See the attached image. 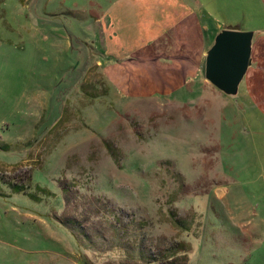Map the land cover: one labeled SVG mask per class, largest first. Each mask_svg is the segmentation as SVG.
<instances>
[{
	"label": "rangeland",
	"instance_id": "1",
	"mask_svg": "<svg viewBox=\"0 0 264 264\" xmlns=\"http://www.w3.org/2000/svg\"><path fill=\"white\" fill-rule=\"evenodd\" d=\"M170 1L115 37L95 22L119 0H0V264H264V119L241 82L224 92L205 64L130 96L94 61L167 33Z\"/></svg>",
	"mask_w": 264,
	"mask_h": 264
},
{
	"label": "crops",
	"instance_id": "2",
	"mask_svg": "<svg viewBox=\"0 0 264 264\" xmlns=\"http://www.w3.org/2000/svg\"><path fill=\"white\" fill-rule=\"evenodd\" d=\"M130 1L133 4L119 0V4L103 9L97 16L95 26H100V22L106 20L108 27L115 29L113 36H121L116 28L127 25L122 20H142L146 7L140 5L150 4L145 0ZM21 3L25 5L26 0ZM160 11L155 7L153 13L168 26L169 30L164 35L141 42L145 45L133 51L126 44V38V43L123 38H118L113 48L105 51L100 47L102 58L93 54L108 84L130 96L173 93L200 74L218 34L227 29H238L251 37L250 62L240 85L246 92L249 104L261 108L259 113L264 119V0H171L161 15ZM126 13L128 15L123 17L122 14ZM43 34L42 37L36 35L38 49L42 40H50V35L46 32ZM11 52L7 41L0 38V70L11 69L14 61Z\"/></svg>",
	"mask_w": 264,
	"mask_h": 264
},
{
	"label": "water",
	"instance_id": "3",
	"mask_svg": "<svg viewBox=\"0 0 264 264\" xmlns=\"http://www.w3.org/2000/svg\"><path fill=\"white\" fill-rule=\"evenodd\" d=\"M249 34L227 29L216 37L206 60V77L220 90L233 92L250 62Z\"/></svg>",
	"mask_w": 264,
	"mask_h": 264
},
{
	"label": "trees",
	"instance_id": "4",
	"mask_svg": "<svg viewBox=\"0 0 264 264\" xmlns=\"http://www.w3.org/2000/svg\"><path fill=\"white\" fill-rule=\"evenodd\" d=\"M11 187L16 189V190H18V191H24V190H26L28 188V187L23 186L22 184H16V183H13L11 185Z\"/></svg>",
	"mask_w": 264,
	"mask_h": 264
}]
</instances>
